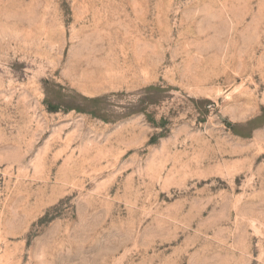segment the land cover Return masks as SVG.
Here are the masks:
<instances>
[{
	"label": "rangeland",
	"instance_id": "374dc122",
	"mask_svg": "<svg viewBox=\"0 0 264 264\" xmlns=\"http://www.w3.org/2000/svg\"><path fill=\"white\" fill-rule=\"evenodd\" d=\"M0 264H264V0H0Z\"/></svg>",
	"mask_w": 264,
	"mask_h": 264
}]
</instances>
